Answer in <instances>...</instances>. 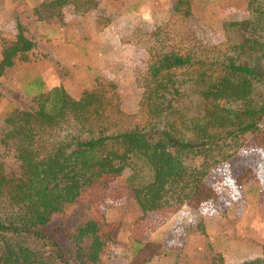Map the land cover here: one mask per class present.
<instances>
[{
    "label": "trees",
    "instance_id": "1",
    "mask_svg": "<svg viewBox=\"0 0 264 264\" xmlns=\"http://www.w3.org/2000/svg\"><path fill=\"white\" fill-rule=\"evenodd\" d=\"M101 1L41 0L34 13L41 20L63 9L85 14ZM252 11L226 23L234 41L207 45L182 25L189 0H177L169 19L144 37L132 114L103 90L73 98L55 86L35 93V109L5 119L0 139L13 144L20 171L8 176L0 161V264H110L120 224L106 221L95 199L104 181L126 170L141 213L138 234L184 204L217 199L210 170L264 134V0ZM33 47L19 23L2 36L0 77ZM156 254L153 242L135 239L130 264ZM244 264H264V246L261 258Z\"/></svg>",
    "mask_w": 264,
    "mask_h": 264
},
{
    "label": "rangeland",
    "instance_id": "2",
    "mask_svg": "<svg viewBox=\"0 0 264 264\" xmlns=\"http://www.w3.org/2000/svg\"><path fill=\"white\" fill-rule=\"evenodd\" d=\"M41 0H0V38L19 23L33 43L0 77V133L13 113L36 108L35 93L62 86L73 98L87 90L104 91L127 114L137 110L141 89L134 73L147 56L145 35L165 23L177 0L101 1L85 14L63 9L38 19ZM256 0H189L182 25L207 45L234 41L226 23L251 16ZM13 144L0 139L4 173L17 176L20 163ZM128 170L103 182L98 208L106 221L118 222L108 247L110 264H130L135 239L157 248L148 264H244L261 258L264 246V134L250 136L230 159L209 172L217 199L184 204L163 221L146 223L137 233L140 210L127 183Z\"/></svg>",
    "mask_w": 264,
    "mask_h": 264
}]
</instances>
